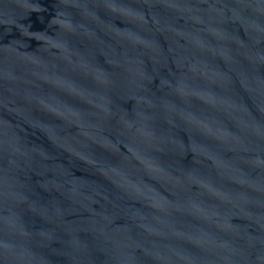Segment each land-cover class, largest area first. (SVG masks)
Instances as JSON below:
<instances>
[{
    "label": "water",
    "instance_id": "water-1",
    "mask_svg": "<svg viewBox=\"0 0 264 264\" xmlns=\"http://www.w3.org/2000/svg\"><path fill=\"white\" fill-rule=\"evenodd\" d=\"M0 264H264V0H0Z\"/></svg>",
    "mask_w": 264,
    "mask_h": 264
}]
</instances>
